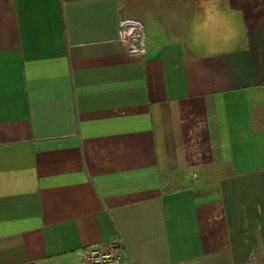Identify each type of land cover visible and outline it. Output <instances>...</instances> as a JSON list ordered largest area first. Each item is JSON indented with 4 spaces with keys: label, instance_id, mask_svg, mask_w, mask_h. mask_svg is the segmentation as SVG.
<instances>
[{
    "label": "crops",
    "instance_id": "obj_1",
    "mask_svg": "<svg viewBox=\"0 0 264 264\" xmlns=\"http://www.w3.org/2000/svg\"><path fill=\"white\" fill-rule=\"evenodd\" d=\"M168 1L0 0V264H264V0Z\"/></svg>",
    "mask_w": 264,
    "mask_h": 264
},
{
    "label": "built area",
    "instance_id": "obj_2",
    "mask_svg": "<svg viewBox=\"0 0 264 264\" xmlns=\"http://www.w3.org/2000/svg\"><path fill=\"white\" fill-rule=\"evenodd\" d=\"M119 28L120 41L130 55L148 54V37L142 21L132 17L120 18ZM126 250L127 245L124 242H110L82 250L79 261L81 264H133L124 259Z\"/></svg>",
    "mask_w": 264,
    "mask_h": 264
},
{
    "label": "rangeland",
    "instance_id": "obj_3",
    "mask_svg": "<svg viewBox=\"0 0 264 264\" xmlns=\"http://www.w3.org/2000/svg\"><path fill=\"white\" fill-rule=\"evenodd\" d=\"M184 4L185 3L183 1H181V0H170V1L165 2V3L162 2L160 4V6H159V10L158 11H160L162 13H165V12L168 13L169 11L177 13L179 11L178 7L180 6L181 9H183V7H185V6H182V5H184ZM176 159H177V157H176ZM185 175L188 176V177H193L194 176L193 174H190V173L189 174L187 173Z\"/></svg>",
    "mask_w": 264,
    "mask_h": 264
}]
</instances>
